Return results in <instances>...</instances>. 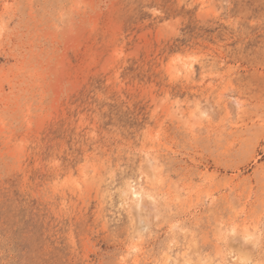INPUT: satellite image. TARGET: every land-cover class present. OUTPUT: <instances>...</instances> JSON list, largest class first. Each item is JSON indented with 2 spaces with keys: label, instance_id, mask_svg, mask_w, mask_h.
<instances>
[{
  "label": "rangeland",
  "instance_id": "rangeland-1",
  "mask_svg": "<svg viewBox=\"0 0 264 264\" xmlns=\"http://www.w3.org/2000/svg\"><path fill=\"white\" fill-rule=\"evenodd\" d=\"M0 264H264V0H0Z\"/></svg>",
  "mask_w": 264,
  "mask_h": 264
},
{
  "label": "bare ground",
  "instance_id": "bare-ground-1",
  "mask_svg": "<svg viewBox=\"0 0 264 264\" xmlns=\"http://www.w3.org/2000/svg\"><path fill=\"white\" fill-rule=\"evenodd\" d=\"M193 66V65H192ZM133 189V188H132ZM131 192H132V196H133V198H134V200L136 201V204L140 207L141 206V208H142V206H143V202H144V200H146L145 199V195L146 194H144L143 192H142V190L141 191H138L137 189L135 190V189H133V191L131 190ZM150 197V196H149ZM150 200H153V199H150Z\"/></svg>",
  "mask_w": 264,
  "mask_h": 264
}]
</instances>
